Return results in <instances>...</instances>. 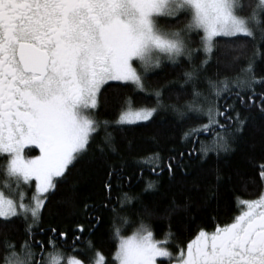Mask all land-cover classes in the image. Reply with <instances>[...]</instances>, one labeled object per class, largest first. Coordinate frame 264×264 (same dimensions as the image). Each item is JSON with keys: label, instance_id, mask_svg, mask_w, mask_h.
Wrapping results in <instances>:
<instances>
[{"label": "snow or ice", "instance_id": "1", "mask_svg": "<svg viewBox=\"0 0 264 264\" xmlns=\"http://www.w3.org/2000/svg\"><path fill=\"white\" fill-rule=\"evenodd\" d=\"M180 14L188 16L186 24L165 26L171 20L164 18L178 22ZM193 30L203 32L195 48L187 35ZM221 36L228 38L223 44L216 39ZM214 56L216 70L209 75ZM182 58L188 67L175 96L179 100L188 95L186 86L191 84L192 99L165 104V86L151 87L147 76L162 69L165 59L178 64ZM258 59L264 62V0H0V154H7L4 172L15 178L17 187L21 181H35L30 203H24L23 193L17 203L0 190V230H7L17 218L24 224L19 245L5 236L4 264H62L54 238L57 234L64 238L66 232L39 225L47 198L58 186L57 178L66 180L77 165L95 164L104 171L99 182L101 203L85 197L81 211L88 214V224L77 223L74 230L83 233L87 227L91 233L103 221V215L97 214L100 209L110 204L131 207L138 200L117 191L112 201L114 189L132 181L130 174H124L126 161L117 149V130L123 133L126 126L151 123L161 110L174 114L171 123L206 118L182 133L181 141L192 142L187 151L170 148L173 154L167 160L158 152L135 156L141 176L146 167L152 176L163 175L166 169L174 180L177 172L191 174L186 158L204 164L210 155L220 158L233 152L237 138L255 119L253 110L264 118V74H257ZM137 62L139 66H134ZM110 80L129 82L137 92L154 96L155 103L135 106L125 96L117 101L116 119H97L93 110L98 94ZM200 81L206 82L207 91L198 87ZM202 134L211 139L201 140ZM28 145H35L39 155L25 157ZM133 147L128 140V154ZM213 171L215 184L201 189L193 181L205 203L219 195L223 176L219 168ZM258 177L264 185V163L259 165ZM250 179L254 183L256 178ZM156 187L157 181L148 179L143 191ZM68 203H73V197ZM195 203L191 196L181 203L173 198L163 215L171 219L180 210L191 211ZM140 209L138 227L124 236L121 231L129 217L115 206L110 208L111 231L117 241L115 264H157L158 257L170 264H264V188L256 198L239 199V211L231 222L217 223L210 231L200 227L175 253L165 246L175 234L169 231L166 239L157 240L145 222L157 214L155 208L141 203ZM45 231L50 233L47 244L52 251L48 252L44 241L36 239ZM88 246L91 249L94 244L89 241ZM68 264L83 262L69 256ZM89 264L107 261L97 250Z\"/></svg>", "mask_w": 264, "mask_h": 264}, {"label": "trees", "instance_id": "2", "mask_svg": "<svg viewBox=\"0 0 264 264\" xmlns=\"http://www.w3.org/2000/svg\"><path fill=\"white\" fill-rule=\"evenodd\" d=\"M164 19L171 20V24H166V27L178 28L187 23L188 16L180 14L178 22L175 18ZM164 19H162V23H164ZM187 35L192 41L190 47L195 48L200 41L201 33L193 31ZM216 39L218 43L223 44L228 38L221 36ZM202 58V55L197 57L196 62H199ZM215 59L214 56L212 63L209 65V75L216 70ZM187 67V62L183 58L178 64H172L164 60L162 69L149 72L147 82L151 87L165 86L163 89L165 104H183L184 101L192 99L191 84L186 86L188 95L181 96L179 100L175 96L176 89L180 87L178 81L183 79V72ZM256 69L258 75L264 74V62L258 59ZM169 81H175V83L169 85ZM198 87L207 91L205 81H200ZM125 96L131 97L135 101V106L150 107L155 103L154 96L149 95L147 92H137L130 83L110 81L101 86V91L98 94L99 103L97 109L94 110L96 118L110 121L116 119L119 112L117 101ZM252 115L255 119L250 120L244 132L237 138L233 146V152L222 154L220 158H217L214 154L210 155L207 163L204 164H199L197 161H188L186 158L185 163L190 165L191 174L182 176L177 172L174 180L169 178L166 169L163 175L152 176L151 169L146 167L143 176H141L140 168L133 158L137 155L158 152L167 160V157L173 154L169 152L170 148L175 147L178 150L187 151V148L192 147V142L191 140L181 141L182 133L191 124L206 122V118L185 121L184 123H171L174 120V114L171 111L161 110L151 123L142 121L136 125L126 126V131L123 133L117 130L115 132L117 149L124 154V160L126 161L124 174H130L132 181L130 184L126 182L120 189H114L112 201L115 202L117 191L128 193L129 196H137L138 200L131 207L110 204L109 208L100 209L97 214L103 215V221L91 233H89L87 227L83 233L74 230L77 223L88 224L86 219L88 214L81 211L84 198L90 197L92 201L98 204L101 203L99 182L103 178L104 171L103 168H98L95 164L87 168L77 165L69 171L66 180L57 178L59 181L58 186L54 192L49 194L42 209V220L39 228L46 229L51 225L66 232V237L62 238L57 234L54 238L56 248L60 250L64 260L68 259L69 256H74L80 259L83 264H89V259L94 256L95 251L99 250L105 257L107 264H114L113 253L117 241L111 231L113 213L110 208L113 206L119 209L122 216H128L130 220L123 227L121 235H128L140 223V216L137 215V212L141 211V203L146 204L149 208H155L157 214L150 219H146L145 222L151 225L154 237L157 240L166 238V233L169 231L175 234L171 238V242L167 244L170 250H176L179 245L186 244L187 240L191 239L200 227L210 231L217 223L222 225L231 222V219L239 210V199L256 198L264 186L261 185L258 177L259 165L264 163V118H261L255 110H253ZM161 117H164L163 121H161ZM200 139L209 140L211 136L202 134ZM128 140H131L134 145L131 154H128L126 148ZM196 146L199 147V145ZM24 153L26 156H31L36 154L37 150L26 148ZM112 159L119 162L116 156H113ZM5 161V156L0 154V188L9 177L4 172ZM201 168L205 170L203 174L200 171ZM216 168L221 170L223 176L219 184V195L217 199L205 203L199 198V194L193 186V181L200 184L201 189L215 184V172L213 170ZM77 175L81 177L78 182L75 179ZM252 177L256 178L254 183L251 182L250 178ZM148 179L157 181V187L145 192L143 190ZM180 181H183V184L179 183ZM9 183L10 186L13 184V182L12 184ZM113 183L115 184L116 181L114 180ZM74 184L75 187H73ZM2 189L4 191V188ZM5 190L10 195V191ZM26 192L29 193V196L32 195V186L26 188ZM70 196L73 197L71 205L68 203ZM188 196L196 201L191 211L185 213L180 210L171 219L163 215L165 208L173 198L176 199L177 203H181ZM36 231L38 232L39 229H36ZM49 234L45 231L43 235H37L36 237V239L44 241L46 252L52 251L47 244ZM5 236L19 245L24 239V224L21 219H14L7 230H0V264H4L5 250L2 242ZM74 237H78V239L74 240ZM89 241L94 244L91 249L88 246ZM36 250L38 251V248Z\"/></svg>", "mask_w": 264, "mask_h": 264}, {"label": "rangeland", "instance_id": "3", "mask_svg": "<svg viewBox=\"0 0 264 264\" xmlns=\"http://www.w3.org/2000/svg\"><path fill=\"white\" fill-rule=\"evenodd\" d=\"M193 31H199L201 33V36L203 35V32L201 30H193ZM134 66H139V62H137L136 65H134ZM110 81H115V80H110ZM110 81H107V82H110ZM116 82L129 83V82H123V81H116ZM32 146H35V145H28L25 148H27V147L28 148H33ZM2 155H4L5 158H6V161H5V165H6L7 159H8L7 154H2ZM24 155H25V157H31V156L39 155V152H37L36 154L31 155V156H26L25 153H24ZM6 182H7V186H6ZM6 182L3 183L2 187L0 188V190H2V191H3L2 188H4L5 195H9V194H7V190H5V189H8L10 191V195L9 196H11L12 198H14L17 201V203H19L20 202V194L23 193L24 194V203H30L31 202L32 195H30V196L28 195L29 193L26 192V188L32 186V189H33V192H34V190H35V181H34V179L30 183H28V184H25L24 182L21 181V184H20L19 187H17L16 182H15V178H13V177H7ZM9 182H11V184L13 182V184L10 186V183ZM263 188H264V186H263ZM238 204H239V202H238ZM138 225H136L135 228L128 235H131L132 232L138 227ZM128 235H124V236H128ZM164 239H166V238H164ZM165 246H167V245H165ZM177 250H178V247L176 248V250H171V251L173 253H175ZM113 259H114V256H113ZM62 264H68V259L64 260L62 258ZM114 264H115V261H114ZM157 264H170V262L167 260V258H160V257H158L157 258Z\"/></svg>", "mask_w": 264, "mask_h": 264}, {"label": "flooded vegetation", "instance_id": "4", "mask_svg": "<svg viewBox=\"0 0 264 264\" xmlns=\"http://www.w3.org/2000/svg\"><path fill=\"white\" fill-rule=\"evenodd\" d=\"M33 148H35L37 150V152H39V149L36 146H32ZM28 148V147H27ZM26 149V148H25ZM239 211V210H238ZM238 213V212H237Z\"/></svg>", "mask_w": 264, "mask_h": 264}]
</instances>
